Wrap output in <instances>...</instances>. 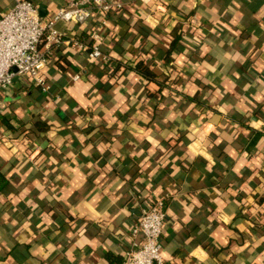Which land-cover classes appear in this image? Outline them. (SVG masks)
I'll use <instances>...</instances> for the list:
<instances>
[{
  "label": "crops",
  "instance_id": "crops-1",
  "mask_svg": "<svg viewBox=\"0 0 264 264\" xmlns=\"http://www.w3.org/2000/svg\"><path fill=\"white\" fill-rule=\"evenodd\" d=\"M31 1L46 20L70 0ZM93 24L55 23L47 91H0V264H120L147 196L164 264H264V0H124L110 62Z\"/></svg>",
  "mask_w": 264,
  "mask_h": 264
},
{
  "label": "built area",
  "instance_id": "built-area-1",
  "mask_svg": "<svg viewBox=\"0 0 264 264\" xmlns=\"http://www.w3.org/2000/svg\"><path fill=\"white\" fill-rule=\"evenodd\" d=\"M123 6L124 0H70L42 20L36 4L31 0H13L0 17V91L15 76H27L34 85L47 91L43 68L62 39L54 27L58 20L73 23L94 21L88 33L91 42L84 48L89 58L110 62V55L100 48L103 40L101 28L105 26L108 14L121 10ZM73 43L81 46L77 40ZM12 66L15 71L11 70ZM77 77V74L73 75V79ZM165 215L163 198H143L139 216L128 231L130 246L120 264H164L160 238Z\"/></svg>",
  "mask_w": 264,
  "mask_h": 264
},
{
  "label": "trees",
  "instance_id": "trees-1",
  "mask_svg": "<svg viewBox=\"0 0 264 264\" xmlns=\"http://www.w3.org/2000/svg\"><path fill=\"white\" fill-rule=\"evenodd\" d=\"M175 30H176V28H175ZM179 33L180 34H178V35H173V39L170 41L169 48L167 49V56H168V54L170 55V53L176 48L175 44H176V42H178L177 39L179 38V35L181 37V32H179ZM117 64H116V66H118ZM126 67H128V66H126ZM132 67L137 72H139L141 75H143L145 78H148V79L155 78V73L148 67L147 64H145V61L143 59L136 60V62L134 63V65ZM33 124L39 126L41 129L45 128V125L42 126L39 121H35V122H33ZM2 177H3V175L0 172V179ZM0 188H1V185H0Z\"/></svg>",
  "mask_w": 264,
  "mask_h": 264
},
{
  "label": "water",
  "instance_id": "water-1",
  "mask_svg": "<svg viewBox=\"0 0 264 264\" xmlns=\"http://www.w3.org/2000/svg\"><path fill=\"white\" fill-rule=\"evenodd\" d=\"M38 12H39V15L42 16L43 15V5H39L38 7ZM11 70L15 71L16 68L14 66L11 67Z\"/></svg>",
  "mask_w": 264,
  "mask_h": 264
}]
</instances>
